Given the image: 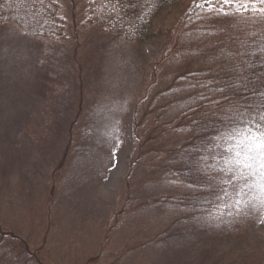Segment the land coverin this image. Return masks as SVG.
Segmentation results:
<instances>
[{
    "label": "rangeland",
    "instance_id": "obj_1",
    "mask_svg": "<svg viewBox=\"0 0 264 264\" xmlns=\"http://www.w3.org/2000/svg\"><path fill=\"white\" fill-rule=\"evenodd\" d=\"M58 1L64 41L31 36L15 2L0 28V264H264V182L227 151L264 124V17L193 14L171 47L135 45L111 37L100 0L93 15ZM192 1L155 22L176 28ZM154 116L167 149L134 161Z\"/></svg>",
    "mask_w": 264,
    "mask_h": 264
},
{
    "label": "trees",
    "instance_id": "obj_2",
    "mask_svg": "<svg viewBox=\"0 0 264 264\" xmlns=\"http://www.w3.org/2000/svg\"><path fill=\"white\" fill-rule=\"evenodd\" d=\"M97 1L98 0H92L88 5L87 12H90L91 15L98 12L96 7ZM100 1L102 2L103 10L107 13V16L102 19L100 17L98 18L102 21L101 24L109 26L112 34L111 37L116 40L117 38L122 37V39L125 38L127 41L135 45H142L146 43L147 40L158 38L165 43V47H171L168 42L170 41V38L173 37L175 31H186V29H190V25L197 27L200 24V22L195 24L197 20L194 19L195 15L191 18L193 14H200V17L198 18L202 19L205 18L204 12L223 13L226 16L233 17L238 20L251 17H264V4H261L259 0H232L229 4H225L223 0H193L189 9L190 17H185L186 19L183 20V23L178 26L176 25L175 28L174 24L164 26L156 23L154 19L156 11H159L161 14L167 16V13L169 12H166V10L170 7H167L168 0H144V2L141 0ZM9 2L21 4L20 9L12 11L15 15L12 16L10 14V16L14 17L13 20L16 24L19 25L20 23H23L27 25L26 28L31 33V36H45L52 40L59 41L65 40V36H67V24L65 18L62 16V5L60 1L0 0V28L9 20L7 17V12H9L7 10L9 9ZM27 4L30 5V10L26 9ZM242 4L247 5V7H242ZM23 7L25 8L23 9ZM109 7H113L112 14H109L107 11ZM92 25L95 26L93 23ZM185 34L186 33H183V35ZM177 42L178 39L175 43ZM207 45H205V47ZM210 46L213 47V45ZM165 47H163V49ZM192 48H195V46ZM161 62L162 60L157 61V64H161ZM202 69L204 70V68ZM207 78L209 81L210 77ZM197 80L194 82H197ZM202 81L206 82V76L202 77ZM200 101L201 100H195L193 106L196 108V111L201 110L199 112H204V114L199 118V121H202L205 120V116H207V118L213 116V110H206V104H200ZM155 117L156 116L148 118L147 122H150L151 124L147 129H139V134L141 136L138 134V140L141 142L140 148H142L140 149L139 156L134 161L140 162L143 159L147 160L151 156L162 154L164 148L167 149V145H165V136L167 134L171 137V133H167V130H169L167 127L170 126H166L162 118L155 119ZM185 123L187 124L186 118L184 117L183 120H181V125L177 127L175 132L178 131L179 133L183 128H186L185 126H182ZM135 125L134 130L136 129ZM213 131L211 129L209 132L205 130L203 135H211ZM208 135L205 137L206 140L205 138L203 140L202 137L199 136L195 138L196 141H203L205 145L204 151L206 152L210 150L209 147L214 136L212 135L208 140ZM13 238L16 239L15 237ZM13 238L12 240H14ZM4 242V237L0 233V245L4 244Z\"/></svg>",
    "mask_w": 264,
    "mask_h": 264
},
{
    "label": "snow or ice",
    "instance_id": "obj_3",
    "mask_svg": "<svg viewBox=\"0 0 264 264\" xmlns=\"http://www.w3.org/2000/svg\"><path fill=\"white\" fill-rule=\"evenodd\" d=\"M223 2L229 4L232 0H223ZM259 2L264 4V0H259ZM241 6L247 7L243 4ZM259 119L264 121V115H261ZM238 135L240 139H237L232 133L228 134V139L236 142L233 148L227 149V151L233 152V158L238 165L236 174L245 181L252 177L253 181L264 182V124L249 121L245 129L239 131ZM245 169L246 173L243 171ZM253 186L264 189V183L253 184Z\"/></svg>",
    "mask_w": 264,
    "mask_h": 264
}]
</instances>
